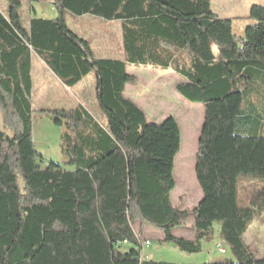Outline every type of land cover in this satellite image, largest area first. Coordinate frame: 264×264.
<instances>
[{
	"label": "trees",
	"instance_id": "16d2710c",
	"mask_svg": "<svg viewBox=\"0 0 264 264\" xmlns=\"http://www.w3.org/2000/svg\"><path fill=\"white\" fill-rule=\"evenodd\" d=\"M52 3L55 20L33 18L28 26L20 0L0 12V109L16 121L11 135L0 129V264H173L141 258L143 225L191 255L212 240L215 223L233 260L204 264H264L244 240L264 215V188L248 206L237 203L240 176L264 180V5L250 7L254 24L235 37L232 20L217 17L210 0ZM66 13L120 22L123 59L96 58ZM33 56L68 89L95 79L104 124L82 106L53 111V125L64 130L61 165L34 149ZM128 66L172 71L184 80L176 92L202 106L194 167L202 197L191 212L192 240L172 234L190 216L171 202L179 127L173 117L148 123L125 97L135 82Z\"/></svg>",
	"mask_w": 264,
	"mask_h": 264
},
{
	"label": "rangeland",
	"instance_id": "374dc122",
	"mask_svg": "<svg viewBox=\"0 0 264 264\" xmlns=\"http://www.w3.org/2000/svg\"><path fill=\"white\" fill-rule=\"evenodd\" d=\"M20 1L23 25H26L28 19L55 20L58 17L52 0ZM2 3L3 0H0V5H3ZM231 4H234V7L228 9ZM252 5L263 6L264 0H219L218 11L224 12V18L232 19V32L235 37H241L245 27L254 24L252 20L243 16L247 7ZM213 8L214 11L217 10L215 6ZM65 22L72 32L89 42L97 58L123 59L120 22L104 21L89 15L76 17L71 14L65 15ZM32 64L34 149L48 161L61 165L65 160L60 141L64 130L53 125L54 110H71L82 106L99 123H105L95 99V84L90 77H93V74L84 79V83L80 82L82 85L78 84L68 89L46 69L42 74H37L39 61L36 56H33ZM127 73L135 78V82L128 85L125 97L133 100L132 102L144 112L147 122L159 124L167 117H173L179 127L181 145L174 160L175 188L171 194V202L175 209L186 211L190 216L183 227L176 228L172 234L177 239L192 240L194 216L191 212L202 197L194 174L197 141L204 118L202 106L187 102L176 92V85L183 83L184 80L170 70L128 66ZM250 102L255 108L260 109V99L257 95L251 96ZM241 109L244 111L248 109V104L244 102ZM15 125V118L12 115L4 117L0 109V129L11 135ZM261 135L264 136V130ZM263 188L264 180L240 176L237 184L238 206H248ZM213 228L212 240L201 243V252L191 255L177 250L172 242H164L162 232L151 226L143 225L138 232L139 226L136 225L135 230L141 241L149 242L147 246L141 247L144 260L173 264H204L233 260L228 247L219 239V224L215 223ZM244 240L255 258L264 259V215L254 219ZM218 245L225 250L224 254L219 253Z\"/></svg>",
	"mask_w": 264,
	"mask_h": 264
},
{
	"label": "crops",
	"instance_id": "0c3cea01",
	"mask_svg": "<svg viewBox=\"0 0 264 264\" xmlns=\"http://www.w3.org/2000/svg\"><path fill=\"white\" fill-rule=\"evenodd\" d=\"M3 5H0V12H2V13H4L5 11H6V8H7V0H3V3H2ZM238 4V3H237ZM210 6H211V11L217 16V17H219V18H222V19H229V18H224L223 17V14H224V12H220L219 13V11H218V6H219V0H210ZM213 6H215V8L217 9L216 11H214V8H213ZM253 6V5H252ZM232 7H234V4H231L230 6H228L227 8L229 9V8H232ZM250 7L251 6H249V7H247V10H246V13L243 15L244 17H247L248 18V15H249V9H250ZM68 13H66L65 15H67ZM30 18V17H29ZM37 19H39V18H37ZM232 20V19H231ZM28 23H29V19L26 21V25L25 26H28ZM92 49V48H91ZM93 51V50H92ZM94 52V51H93ZM95 57H96V55H94ZM37 58V57H36ZM97 58V57H96ZM32 59H33V57L31 58V73H32ZM98 59H100V58H98ZM37 60L39 61V65L37 66V74L38 73H40V74H42L44 71H45V69L46 70H48L47 68H46V66L42 63V61L39 59V58H37ZM49 71V70H48ZM50 72V71H49ZM89 76V75H88ZM87 76V77H88ZM87 77L86 78H84V79H87ZM92 79H93V81H94V84H95V79H94V76L92 77V76H90ZM84 79L81 81V83L84 81ZM31 80H32V89H33V73L31 74ZM84 83V82H83ZM78 85V84H77ZM76 85V86H77ZM80 85H82V84H80L79 83V86ZM75 86V87H76ZM78 86V87H79ZM177 86V85H176ZM127 87H128V85L126 86V88H125V94H126V90H127ZM74 88V87H73ZM132 100V99H131ZM133 101V100H132Z\"/></svg>",
	"mask_w": 264,
	"mask_h": 264
},
{
	"label": "built area",
	"instance_id": "2783aa9c",
	"mask_svg": "<svg viewBox=\"0 0 264 264\" xmlns=\"http://www.w3.org/2000/svg\"><path fill=\"white\" fill-rule=\"evenodd\" d=\"M149 244V242L147 240H144V241H141V247H143L144 245L147 246ZM218 251L219 253L221 254H224L225 253V250L221 247V245H218ZM141 258L144 259L143 255H141Z\"/></svg>",
	"mask_w": 264,
	"mask_h": 264
},
{
	"label": "water",
	"instance_id": "95a60500",
	"mask_svg": "<svg viewBox=\"0 0 264 264\" xmlns=\"http://www.w3.org/2000/svg\"><path fill=\"white\" fill-rule=\"evenodd\" d=\"M199 139V138H198Z\"/></svg>",
	"mask_w": 264,
	"mask_h": 264
}]
</instances>
